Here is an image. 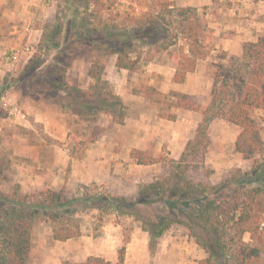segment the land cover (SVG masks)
<instances>
[{"label":"trees","instance_id":"1","mask_svg":"<svg viewBox=\"0 0 264 264\" xmlns=\"http://www.w3.org/2000/svg\"><path fill=\"white\" fill-rule=\"evenodd\" d=\"M76 1L66 0V41L72 48L77 47L76 43L90 47L100 57L115 56L116 70L135 71L141 50L148 48L149 52L157 46L154 54L166 52L169 66L174 70L172 81L181 84L213 47L208 41L211 32L207 22L192 7H177L171 0H163L157 4L152 2L146 11H138L135 16V8L128 4L126 8L134 14L125 13V16L135 19V24L127 28L101 21L103 11L118 9L117 0H85L84 9L89 12L90 5L96 9L89 14L86 11L80 18L81 11H74L80 24L71 26L69 5L72 3V7ZM89 17L99 21L102 26L99 32L89 27ZM73 30L76 38L70 35ZM153 58L154 55L145 61ZM220 59L222 62L215 64L207 107L190 101L185 94L176 91L168 94L175 99V107L200 112L203 117L180 157L177 160L163 155L154 157L138 149L131 150L130 157L135 164L160 165L164 169L150 183L139 185L134 196L103 192L96 184L92 185L94 190L85 186L72 190L65 184L55 190L45 177L41 187L32 193L22 194L19 185H14L10 194L0 193V264H30L34 221L52 223V238L64 242L82 235L79 214L91 209L99 214L93 231L107 222L104 216L138 222L141 230L149 235L150 253L167 230L181 226L206 255L197 264H264V142L261 139L264 118L255 115L257 110L264 111V34L255 42H245L241 56L228 57L223 53ZM31 67L30 63L25 68ZM69 67L67 62L65 71ZM86 74L91 80L86 91L70 85L64 77L53 79V89L63 94L55 102L77 118L89 120L107 113L115 124H123L127 107L105 80L104 65L93 63ZM143 94L146 102L152 95L164 96L150 85L144 86ZM158 116L169 121L174 119ZM214 118L239 129L234 151L243 159L251 160L252 165L249 170L229 172L215 184L195 182L188 174L206 168L200 162V148L208 144L206 130ZM42 138L50 141L45 135ZM205 170L206 177L213 173L212 169ZM156 204L162 205V212L155 209ZM245 234L249 235L248 241L244 240ZM127 240L124 237L123 242ZM124 251L123 246L118 249L114 264H123ZM62 264L112 263L90 256L80 263Z\"/></svg>","mask_w":264,"mask_h":264},{"label":"rangeland","instance_id":"2","mask_svg":"<svg viewBox=\"0 0 264 264\" xmlns=\"http://www.w3.org/2000/svg\"><path fill=\"white\" fill-rule=\"evenodd\" d=\"M151 1L157 4L163 0H117L119 3L118 9H112L111 12L103 11L100 14L101 21H105L110 25L117 24L131 28L135 24V19H127L125 13H135L136 16L138 15V11H146ZM71 4L69 5L71 11L68 13L69 20H71L70 24L71 26L78 25L80 22L74 16V11H81L78 14V18L84 16L87 11L84 9L85 0H77L72 7ZM128 4H132V7L135 8L134 13L126 8ZM95 9L94 6L90 5L89 12L87 11V13L89 14L90 11H94ZM89 19L91 23L89 27H94L99 32L100 27H102L99 21L91 17ZM70 35H73L75 38L77 36L74 30ZM26 39H29L32 51L13 68L9 64L7 57ZM77 39L79 40L78 42H82L80 37H77ZM208 41L212 46L218 44L216 38L212 36ZM76 45L77 47L72 48L70 42L66 41V0H0V97L7 86L8 97L19 104L25 113L29 112V114H26L27 123H24L23 126V124L9 122L5 110L0 108V123L4 126L6 134L15 131L20 135V138L29 140L34 144L38 155V164L36 165L37 169L34 168L33 172L39 177L38 185L29 186V183L27 184L18 175L15 168L17 161L22 157L11 156V152L8 155L9 151H1L0 193L10 194L14 185H19L22 194L32 193L34 189L41 187L45 177L50 186L55 190H59L64 184L72 190L81 189L83 186L94 190L92 185L96 184L97 188L103 192L134 196L139 185L150 183L156 176L164 173V169L160 165L143 166L136 164L132 170L125 169L123 171L121 169L119 173H116V179L110 180L109 183H107L108 181L103 182V184L101 181L92 180L90 176L87 179H80V174L71 160L68 164L69 168L68 165L67 167L62 166L61 162L64 161L66 155L74 161L81 159L85 150L90 144L95 142L94 139L101 135H110L115 139L120 137L128 142V145L138 144V147H143L145 146L144 144H147L149 146L146 147V150H143L146 153L154 157H159L160 155L170 157L171 150L169 145L161 144L159 135L161 137H169L181 129V126L176 122L174 114L180 108L175 107V99L168 95L170 91L163 93L164 96L152 95L149 101L144 102L145 114L147 115L145 119L141 118L140 112H137V110L129 111L127 108L125 120H131L132 124L130 122V127L133 125H136L134 128L141 127L138 128L140 131L135 132L134 135H132L131 128L125 126V120L121 125L115 124L110 114L101 113L98 117L85 120L82 117L77 118L63 111L55 102L56 100H60L63 94L57 93L53 89L52 80L64 77L70 85L86 91L91 82L86 73L89 66L93 63L104 65L105 80L111 84L113 90L117 87L120 92H124V95L134 93L143 95L144 97V86L150 85L157 89L165 76H159L156 72L150 71L151 67H148V65L152 61H145L152 55H154L153 60L156 62L166 61L167 57L164 54H154L153 51H155L157 46H155L156 48L153 47V50L150 49L151 51L149 52H147L148 48L141 50V60L137 64L135 71L128 72L126 70L122 72V70L110 68L111 62H115V56L108 58L100 57L96 50L79 43H76ZM223 53L208 54L210 58H215L217 59V63H220L222 62L220 57ZM132 57L134 56L132 55ZM201 60H204V58ZM67 62L70 63V67L65 71ZM30 63L32 64L31 69L26 70L25 67ZM198 64L197 74H200L199 80L201 82L196 91L198 98L204 100V98L206 99L208 88L209 91L211 88L216 63L199 61ZM122 96L120 95L119 97L122 99ZM188 99L199 104L196 101L197 99ZM41 102L49 103L48 105L52 106L51 109L53 111L44 110ZM32 106H36L39 113L47 115L50 118L48 121L51 123V130H57L62 140L58 141L53 136H48V134L44 133L43 123L35 122L34 119L36 117L30 113ZM58 107L61 110L60 112L58 111ZM160 114L173 116L174 119L169 121L160 118L158 116ZM199 114L201 117L200 112ZM160 120L163 121L162 123L165 126L157 124ZM142 121L145 122L147 128L151 127L152 129L155 128L153 131H159V135L156 136L157 139H155L154 134H151L152 130L150 132L145 130L147 134L142 132L144 125ZM116 125L120 126V128H117ZM13 126L15 127L14 129H12ZM238 131V128L222 119L214 118L209 122L206 130L208 144H205L206 147L204 149L200 148L202 155L200 162L203 161L205 163V169H213V174L210 177H206V170L201 168L190 171L188 175L195 182L210 181V178L213 181L224 178L228 175V172H234L237 169L226 166V163H224L225 158L222 155L231 157L233 162L241 158V156L235 154L234 146L232 145V140ZM47 133H50V130ZM184 134L188 135L190 132L185 131ZM42 135L48 137L50 141L42 138ZM261 139L264 142V121L262 122ZM8 142L7 147L12 144L10 141ZM56 155L61 157V161L59 160L58 166H53L52 163L55 161ZM249 162V166L251 167L252 161L250 160ZM60 169L61 171H58ZM154 207L157 211L162 212L161 204H156ZM98 215V212L94 209L79 214L82 234H91L94 237H98L104 232L102 227L96 231L92 230L97 223L95 217ZM103 218L104 221H107L103 223V226L113 222L118 223L120 225L119 231L125 238L129 236L138 223L125 218L117 219L114 216H104ZM52 229L53 224L50 222L38 220L33 222L28 258L30 264H62L67 261L66 241H55L52 238Z\"/></svg>","mask_w":264,"mask_h":264},{"label":"crops","instance_id":"3","mask_svg":"<svg viewBox=\"0 0 264 264\" xmlns=\"http://www.w3.org/2000/svg\"><path fill=\"white\" fill-rule=\"evenodd\" d=\"M171 1L177 7H192L196 9L198 14L204 17L211 32V36L215 37L218 41V44L214 45L209 52L210 55L224 52L227 54V56L233 55L239 57L241 56L242 46L245 42H255L259 36L264 34V2L262 1ZM152 2L153 1H151L150 4H152ZM162 54L167 57L166 61L159 63L155 60H152V62H150L148 65V67H151L150 71L156 72V74L159 76L165 75L164 80H162L160 85L157 87V90L162 93L176 91L185 94L188 96V98L194 100L197 99L196 101L202 107H207L210 102L209 88L206 92V99L204 98V100H200L198 98L196 91L197 88H199V83L201 82V80H199L201 76L200 74H197L199 61L194 72L187 75L185 82L178 84L172 81L174 70L169 66L166 52H162ZM209 54L204 58V60L200 61L210 62L213 64L217 63V59L210 58ZM114 64V61L111 62V69H115ZM123 71L126 70H122V72ZM157 75L156 77H158ZM120 87L122 88L121 85ZM114 91L119 96L123 95L122 101L129 111L137 110V112H140L142 119L147 117L145 114V98L143 95L134 93L124 95V92H120L117 87L114 88ZM41 103L44 110H48L49 112L53 111L51 109L52 106L48 105V102V104L44 102ZM38 111L39 110L36 106H32L30 113L36 117V119H34L35 122L43 123L44 133L48 134V136H53V138H56L58 141L62 140L60 133H58L57 130H51V123L48 121L50 118L47 115H42ZM58 111H61L59 107ZM26 114H29V112ZM174 114L176 116V122L179 124V126H181V129L178 132L170 135L169 137H161L158 130L153 131L155 128H147L145 122L143 121L142 124H144L145 127L143 125L142 132L144 133L145 130L150 132V130H152L153 132L151 131V134H154L155 139H157L156 136L159 135L161 144L169 145L171 150L170 158L177 160L184 151L187 142L193 139L195 135L194 131L201 123L200 121H202L203 117L202 114L200 117L199 112L184 109H179L175 111ZM255 114H259L264 118V111L257 110L255 111ZM125 122V126L131 128L132 135H134L135 132L140 131L138 128L141 127L134 128L136 125L130 127L131 120L126 119ZM162 122L163 121L160 120V122H157V124L160 126H165V124ZM0 124V137H3L0 138V152L9 151L8 155L11 152V156L13 155L22 157L17 161V165L15 167L18 175L22 178V180H25L27 184L29 183V186H35V184L38 185L39 177L33 172L34 168L37 169L36 165L38 164L36 147L29 140L20 138V135H18L15 131L13 133L8 132V134H6L4 126H2V123ZM59 125L61 124L59 123ZM116 127L120 128V126L117 125ZM14 128L15 127L13 126L12 129ZM48 130H50V133H47ZM185 131H188V133L190 132V134H184ZM238 132L232 140L233 146ZM145 133L147 134V132ZM8 141H10L12 144L7 147L9 143ZM127 143L128 142L120 137L115 139L110 135H101L95 140L93 144H90V146L85 150L81 159L74 161L68 155H66L64 161L61 163L63 167H67L69 161L71 160L80 174V179H87L88 176H90L92 180L101 181L102 183L108 181L107 183H109L110 180L116 179V173H119L121 169L123 171H125V169L132 170V168L136 166L135 162L130 157V152L132 149H139L143 151L149 146L144 144L145 146L138 147V144L128 145ZM125 149H127L126 152ZM235 154L240 156L236 152ZM222 156L225 158L224 163H226V166H229L230 168L232 167L242 170H249L251 168L249 166L250 160H245L241 157L238 158V161L233 162L231 157H225L224 155ZM59 160L61 161V157L56 155L55 161L52 163L53 166H58V163L60 162ZM58 171H61V169ZM220 179L213 181V179L210 178L209 180L211 183L215 184ZM102 229L104 232H102V234L98 237H94L91 234H82L77 238L66 240V260L73 263H80L83 262L87 257L93 256L100 257L114 264L117 262L118 249L122 246L125 249L123 264H197L199 260L206 256L204 251L196 246L194 240L189 236L188 231L181 226H172L169 230H167L158 240L153 253L148 251L149 235L147 232L141 230L138 223L135 225L134 230L130 232L129 236H127L128 240L125 243L123 242L124 236L119 231V224H106L102 226ZM244 240H249L248 234L244 235Z\"/></svg>","mask_w":264,"mask_h":264},{"label":"built area","instance_id":"4","mask_svg":"<svg viewBox=\"0 0 264 264\" xmlns=\"http://www.w3.org/2000/svg\"><path fill=\"white\" fill-rule=\"evenodd\" d=\"M32 47L29 39H26L19 47H17L10 55L7 60L9 64L14 68L17 64L30 52ZM13 75V72H12ZM0 108L5 110L7 120L11 123L24 124L27 122V115L14 100L8 97L7 86L4 88L3 93L0 97ZM6 120V119H4ZM264 224H262L263 226Z\"/></svg>","mask_w":264,"mask_h":264}]
</instances>
